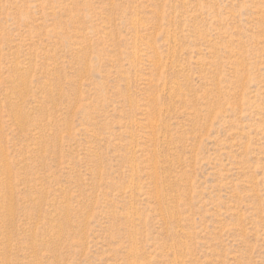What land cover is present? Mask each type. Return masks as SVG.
Wrapping results in <instances>:
<instances>
[{
	"label": "rangeland",
	"instance_id": "rangeland-1",
	"mask_svg": "<svg viewBox=\"0 0 264 264\" xmlns=\"http://www.w3.org/2000/svg\"><path fill=\"white\" fill-rule=\"evenodd\" d=\"M0 264H264V0H0Z\"/></svg>",
	"mask_w": 264,
	"mask_h": 264
}]
</instances>
